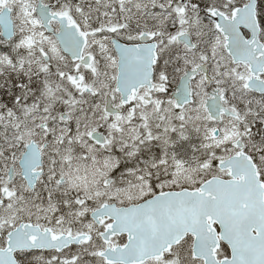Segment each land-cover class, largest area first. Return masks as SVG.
<instances>
[{"label":"snow or ice","instance_id":"1","mask_svg":"<svg viewBox=\"0 0 264 264\" xmlns=\"http://www.w3.org/2000/svg\"><path fill=\"white\" fill-rule=\"evenodd\" d=\"M0 264H264V0H0Z\"/></svg>","mask_w":264,"mask_h":264}]
</instances>
